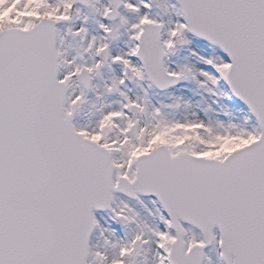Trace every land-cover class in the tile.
I'll return each instance as SVG.
<instances>
[{"label":"snow or ice","instance_id":"1","mask_svg":"<svg viewBox=\"0 0 264 264\" xmlns=\"http://www.w3.org/2000/svg\"><path fill=\"white\" fill-rule=\"evenodd\" d=\"M186 32L227 59L171 66ZM190 80L254 126L152 103ZM210 136L245 142L213 157ZM115 193L155 197L159 223ZM209 244L264 264V0H0V264H212Z\"/></svg>","mask_w":264,"mask_h":264},{"label":"rangeland","instance_id":"2","mask_svg":"<svg viewBox=\"0 0 264 264\" xmlns=\"http://www.w3.org/2000/svg\"><path fill=\"white\" fill-rule=\"evenodd\" d=\"M170 2H174V0H170ZM158 9L153 8V12H157ZM32 13H25L21 12L18 14L19 16L24 15H31ZM165 20L172 19L176 20L177 17L175 14H171L164 17ZM89 28L90 30H95L94 23L89 21ZM185 37L188 41L187 44L180 47L174 55H171L168 57V63L171 66H175L176 64H187L191 66L194 70L197 69H205L209 72H212L213 70L210 67H207L204 65L199 57L200 56H219L224 59H227L225 55L222 53L221 50H219L217 47H213L212 45L202 42V40L194 37L193 35L188 34V32L185 33ZM201 41V42H200ZM220 88L223 89L225 92H227V88L225 86V83L223 81H220ZM134 91H138L134 89ZM150 97L152 100V103H163V104H169L171 103L172 96H180L183 97L188 101L190 105L193 106L194 110L197 112V114L201 118H205V114L208 115L213 121L220 120L224 122L225 124L232 122V123H239L240 121L246 120L247 115H244L243 113H246V111L242 108V104L238 101L229 100V95L224 97H214L204 90L198 88L194 81H182L175 86L169 88L167 91H156L155 89H151ZM215 100V103H214ZM228 112V116L224 115V112ZM186 113H182V110L176 111L175 115H184ZM249 115V113L247 112ZM250 116V115H249ZM249 122V118L247 120ZM247 128H251V124ZM235 136L231 137H208L207 141L205 143V147L208 149L209 154L213 157L222 155L226 151H230L233 147H229L230 139H234ZM238 138V137H237ZM195 140V139H194ZM191 142L186 145V147H191ZM237 146V144H236Z\"/></svg>","mask_w":264,"mask_h":264},{"label":"water","instance_id":"3","mask_svg":"<svg viewBox=\"0 0 264 264\" xmlns=\"http://www.w3.org/2000/svg\"><path fill=\"white\" fill-rule=\"evenodd\" d=\"M115 196H116L117 200L126 201L131 207H133L141 215V217L146 219L147 222L159 223L155 219L154 215L150 216L148 214V211H146V209H147V210L152 211L153 213L155 212V208H154L153 204L150 203V200L154 199L153 197H149V196L147 198L141 197V200L143 201V205H141V203H138L136 200H133V199H128V197H127V199L126 198L124 199V197L121 198L118 193H116ZM158 206L159 205L157 204L156 207H158ZM94 215L96 216V218L99 220V222L102 225L113 229L115 231V234L118 237H122L124 235V231H123L122 227L110 219V214L108 212H106V211H95ZM160 227H163V226L160 225ZM191 231L193 232V230H191ZM214 232H217V231L214 230ZM193 233H195V232H193ZM96 242H97V233L94 231L90 236V243H96ZM210 246L211 247L206 249L205 253L210 257L212 264H222L218 255H217V250H216L215 246L212 244Z\"/></svg>","mask_w":264,"mask_h":264},{"label":"trees","instance_id":"4","mask_svg":"<svg viewBox=\"0 0 264 264\" xmlns=\"http://www.w3.org/2000/svg\"><path fill=\"white\" fill-rule=\"evenodd\" d=\"M175 114V113H174ZM238 124V123H237ZM239 124L240 125H243L244 127H247L248 126V124H251V127L252 126H254V121H252V120H250L248 123H247V125H245L244 124V122L243 121H240L239 122ZM192 137H193V140L195 139V137H196V133L193 131L192 132ZM236 140H238V139H236ZM236 140H234V141H231L230 143H234ZM239 140H241V139H239ZM237 146H240V144H237ZM211 155H214V154H211ZM123 198V197H122ZM125 199V198H124ZM187 228H189L188 226H186ZM193 230V232H195L197 235H198V232L195 230V229H192Z\"/></svg>","mask_w":264,"mask_h":264},{"label":"clouds","instance_id":"5","mask_svg":"<svg viewBox=\"0 0 264 264\" xmlns=\"http://www.w3.org/2000/svg\"><path fill=\"white\" fill-rule=\"evenodd\" d=\"M37 6H39V5H37ZM179 139V138H178ZM245 141H243V140H236L234 143H231V144H229V147H235L236 146V144H242V143H244Z\"/></svg>","mask_w":264,"mask_h":264}]
</instances>
